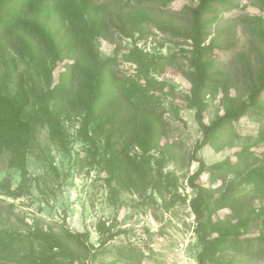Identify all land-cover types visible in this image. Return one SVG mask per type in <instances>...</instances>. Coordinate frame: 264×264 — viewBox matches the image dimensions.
Here are the masks:
<instances>
[{"label":"rangeland","instance_id":"rangeland-1","mask_svg":"<svg viewBox=\"0 0 264 264\" xmlns=\"http://www.w3.org/2000/svg\"><path fill=\"white\" fill-rule=\"evenodd\" d=\"M164 1L96 0L101 7L99 15L108 25L106 37L96 38V48L103 59H115L113 68L127 91L150 96V105L168 121V136L163 142L178 147L181 157L177 162L172 157L173 147L152 150L144 160L141 182L134 183L126 174L120 175L113 164V154L123 147L124 139L118 143L113 139L108 145L103 135L96 138V147L91 145L80 132L81 118L59 102L51 108L61 114L68 150L63 151L53 139L50 125L39 129L37 146L27 157L30 181L26 195L13 198L6 194L3 186L10 183L16 189L21 173L8 166V152L1 159L0 210L6 216L11 214L16 226L25 228L26 223L37 221L45 227L59 228L62 224L72 231H89L90 244L95 246L101 241L97 230L100 221L120 231L84 264H200L203 244L190 205L197 190L189 185L188 177L198 168V162L190 158L202 133L195 109L188 104L191 84L184 75L190 69L192 41L182 35L190 25L186 6L198 0ZM259 4L260 0H225L217 5L220 20L208 28L211 34L206 43L219 38L220 47L212 53L217 64L213 70L224 84L208 97L207 122L224 113L230 98L237 102L246 99L256 80L264 55V40L254 32L256 17H264ZM51 19L58 21L59 17ZM172 23L178 34L169 30ZM5 46L0 45V78L9 60L13 72L9 86L13 89L18 80L25 81L31 92L28 111L32 112L39 105L33 63L15 51V47L20 50L16 39L10 37ZM134 50L150 65L148 68L130 58ZM71 54L81 56V51ZM52 60L50 57L49 62ZM72 61L64 57L50 63L51 82H57ZM260 129L261 123L254 116L243 117L197 153L207 167L226 166L224 173H215L217 178L208 171L197 179L212 190L204 220L216 224L222 219L220 231L236 233L216 250L214 264H264V239L260 238L264 234V193H255L244 176L228 168L237 162V152L243 148L254 152L257 164L264 162ZM128 149L133 159L143 160V150L137 144L128 145ZM224 196H233V209L219 205ZM3 228L0 224V230Z\"/></svg>","mask_w":264,"mask_h":264},{"label":"trees","instance_id":"trees-1","mask_svg":"<svg viewBox=\"0 0 264 264\" xmlns=\"http://www.w3.org/2000/svg\"><path fill=\"white\" fill-rule=\"evenodd\" d=\"M224 1L198 0L195 5H187L190 25L182 32L192 41L190 69L184 71L191 84L187 100L189 107L195 109V119L202 133L190 158L198 162V168L188 177L189 185L197 190L190 205L198 220L199 240L203 244L198 255L200 264H214L216 250L229 235L236 233L220 231L219 226L224 224L222 219L216 224L204 220L206 207L210 204L208 195L212 190L198 183L197 179L208 171L217 178L215 173H224L226 166L207 167L197 153L217 140L231 123L246 116H254L261 123L260 135L264 139V55L247 98L239 102L230 98L224 113L212 122L206 121L208 97L224 84L213 70L217 64L212 53L220 47L219 38L206 43L211 34L208 28L220 20L221 12L217 11V5ZM259 6L264 9V0H260ZM100 8L96 0H0V45L4 47L10 37L16 39L20 50L15 47V51L29 57L38 78L33 80V84L39 105L32 112L28 111L31 92L25 81L18 80L13 89L9 86L13 76L9 60L0 78V163L3 154L8 152V166L21 173L16 189L10 183L0 184L8 196L19 198L27 193L30 181L27 157L37 146L41 127L50 125L53 139L63 151L68 150V133L62 124L61 114L51 108L57 102L66 108L69 106L70 111L81 118L80 132L91 145L96 147V138L103 135L108 145L113 139H117V143L124 139L123 147L113 154V164L120 175L126 174L136 184L141 182L139 176L144 172L141 171L144 160L152 150L173 147V159L177 162L181 157L178 147L173 144L168 147V142H163L168 136V121L150 105V96L137 94L134 90L128 92L127 85L113 68L115 59L100 56L96 38H104L108 33V25L99 15ZM54 16L59 17L58 21L51 19ZM56 26H60L59 29ZM170 26L169 30L179 33L176 24ZM254 32L264 40V17H256ZM79 51L81 56H72L71 53ZM137 52L132 51L130 58L140 67L148 68L150 65ZM50 57L54 60L73 59L59 74L57 82H51L49 65L54 60L49 62ZM130 144L142 148L143 160L130 156ZM237 155V162L228 164V168L237 176H244L254 186L255 193H264V162L257 164L250 148L241 149ZM234 202L233 196H224L219 205L222 203L221 207L226 205L233 209ZM106 223L100 221L97 224L101 241L95 246L90 244L89 231H72L62 224L59 228L45 227L39 221L26 223L25 228H20L13 223L11 214L6 216L0 210V224L4 225L0 230V264H84L119 235L115 225L107 226ZM215 232L218 233L216 237L213 236ZM260 238L264 239V234ZM233 241L230 240L231 243Z\"/></svg>","mask_w":264,"mask_h":264}]
</instances>
